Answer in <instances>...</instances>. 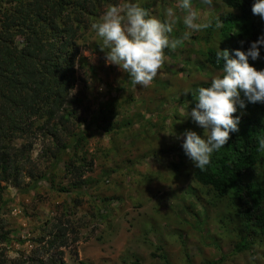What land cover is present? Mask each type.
<instances>
[{
    "label": "rangeland",
    "instance_id": "374dc122",
    "mask_svg": "<svg viewBox=\"0 0 264 264\" xmlns=\"http://www.w3.org/2000/svg\"><path fill=\"white\" fill-rule=\"evenodd\" d=\"M125 2L100 0L92 12L82 13L75 74L67 110L61 111L71 116L55 122L57 137L39 132L26 152L31 161L17 150L21 140L15 143L13 152L24 171L1 182V211L15 230L7 255L29 253L45 222L63 212L78 223L80 237L65 249L66 264H133L136 259L142 264H264V236L247 235L232 198H218L195 180L197 169L181 147L186 130L203 136L187 116L195 107L188 91L219 72L204 62V53L237 43L243 27L239 10L222 0H213L212 7L193 0L202 20L218 17L223 27L183 39L184 13L177 0H133L171 23L170 38L178 40L175 49H165L157 76L145 88L133 86L117 66L105 63L102 41L91 29L108 6ZM167 8L174 10L173 17L165 16ZM227 15L239 22L236 34L230 31L232 22L222 19ZM72 159L89 165L82 184L68 172ZM263 174L259 169L255 176ZM244 237L249 248L235 252Z\"/></svg>",
    "mask_w": 264,
    "mask_h": 264
},
{
    "label": "trees",
    "instance_id": "16d2710c",
    "mask_svg": "<svg viewBox=\"0 0 264 264\" xmlns=\"http://www.w3.org/2000/svg\"><path fill=\"white\" fill-rule=\"evenodd\" d=\"M99 1L0 0V264H66L65 249L80 240L78 223L62 212L45 222L29 253L9 257L7 247L15 230L1 211L5 204L1 182L7 183L24 171L22 159L13 152L17 140H21L17 149L20 155L31 161L26 152L33 149L39 132L57 137L55 122L70 119L71 113L61 111L67 110L64 104L75 74L81 15ZM222 1L239 10L243 21L237 43L227 50L230 55L236 49L246 51L251 42L264 34V20L252 14L254 0ZM222 19L232 22L230 31L239 26L234 15ZM215 50L210 47L205 51L204 62L220 70L215 63ZM249 64L257 70L264 69V48L256 61L249 59ZM208 82L197 88L207 87ZM233 115L240 116L238 132L230 133L228 143L213 153L205 170L195 171L194 178L211 188L216 197L232 198L247 235L264 236V174L255 176L259 169L264 170V151L257 150V138L264 136V104L246 102L245 108H238ZM66 146L58 148L54 164L62 158ZM67 168L76 184L84 182L90 169L89 165H77L73 159ZM248 248L244 237L236 244L235 252ZM133 264L142 263L136 259Z\"/></svg>",
    "mask_w": 264,
    "mask_h": 264
},
{
    "label": "clouds",
    "instance_id": "9594fccd",
    "mask_svg": "<svg viewBox=\"0 0 264 264\" xmlns=\"http://www.w3.org/2000/svg\"><path fill=\"white\" fill-rule=\"evenodd\" d=\"M209 7L213 0H200ZM177 7L184 13L183 39L193 33L214 27H223L220 18L202 20L193 8V0H177ZM251 12L264 20V0H254ZM172 8L165 10L166 17H173ZM102 43L105 63L117 66L127 75L133 86L148 87L157 76L165 60V49H175L178 40L170 38L172 24L149 14L140 4L126 0L122 5L108 6L100 19L91 24ZM236 34L238 30L231 31ZM264 48V34L251 42L246 51L215 50V63L220 66L210 77L207 87L191 92L195 107L187 116L203 129V136L186 130L182 135V150L193 166L200 171L210 164L213 153L222 149L230 133L238 132L240 116L237 109L247 103L264 104V69L257 70L249 64L256 61ZM186 116V117H187ZM257 150L264 151V136L257 138Z\"/></svg>",
    "mask_w": 264,
    "mask_h": 264
}]
</instances>
